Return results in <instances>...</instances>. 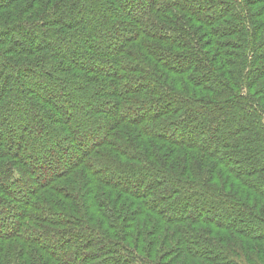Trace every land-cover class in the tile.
Masks as SVG:
<instances>
[{
    "label": "trees",
    "instance_id": "obj_1",
    "mask_svg": "<svg viewBox=\"0 0 264 264\" xmlns=\"http://www.w3.org/2000/svg\"><path fill=\"white\" fill-rule=\"evenodd\" d=\"M1 12L0 264H264V0Z\"/></svg>",
    "mask_w": 264,
    "mask_h": 264
},
{
    "label": "rangeland",
    "instance_id": "obj_2",
    "mask_svg": "<svg viewBox=\"0 0 264 264\" xmlns=\"http://www.w3.org/2000/svg\"><path fill=\"white\" fill-rule=\"evenodd\" d=\"M21 3H22V1H21ZM20 4V2H18L16 5H14V7H12V8H16L18 5ZM5 11V13H3V14H6V13H8L9 14V12H11V9L9 8L8 10H4ZM4 11H2V12H4ZM2 12L0 13L1 15H2ZM28 15V14H27ZM1 26V25H0ZM200 26V25H199ZM0 28H2V27H0ZM199 32L200 31H198V34H199ZM206 39H208V38H206ZM68 42V43H67ZM66 42V47H74L75 48V45H73L72 44V41L71 40H68ZM82 44H84V43H82ZM82 44H80L81 45V47L83 48V50L85 51V52H89V43H87V44H84V45H82ZM104 44H106V46H112L111 45V41L109 42L108 40H105L104 41ZM91 45V44H90ZM201 45L203 46V42L201 43ZM91 46H93L94 47V49H98V50H100L99 48H98V45H96V44H93V45H91ZM76 49V48H75ZM230 50H232L234 53H238V51L237 50H234V49H230ZM233 54V53H232ZM236 58L234 57V56H229L228 57V60H230V61H234ZM21 60H24L23 62H26L28 59H21ZM31 60H34V59H31ZM60 62H62L63 64H66L67 63V61L65 60V59H60ZM40 72H42V69H40L39 70ZM22 77L23 76H21V79H22ZM108 81V79H106V78H103V79H101V80H99V85H100V83L102 84H104V83H106ZM23 82V81H22ZM109 82V81H108ZM28 89V88H27ZM96 97H97V95H96ZM95 97V98H96ZM40 107L42 108V111L44 112V113H47V112H54L55 113V108H53V107H47V106H45L44 104H42V103H40ZM57 112V111H56ZM101 116V118H103L104 116H102V115H100ZM50 125L52 126V128H55V129H57V130H60V131H62L61 129H62V125L61 124H55V123H53L52 122V124L50 123ZM155 143V142H154ZM63 146H65V145H63ZM1 150V149H0ZM0 152H3L2 150L0 151ZM4 155V154H3ZM0 162H3L4 164H6L7 162H9V160L7 159V157H5V156H2V158H0ZM212 162H216V161H212ZM19 166V165H18ZM76 170H79V171H82V169H81V166H79V167H77V169ZM55 184H58V183H55ZM61 184V183H60ZM60 184H59V186H60ZM150 185H151V183H150ZM151 187V186H150ZM175 188H177V187H175ZM49 193H51V194H54V191H52V192H50L49 190H46V195H48ZM114 213L116 214V212L114 211Z\"/></svg>",
    "mask_w": 264,
    "mask_h": 264
}]
</instances>
